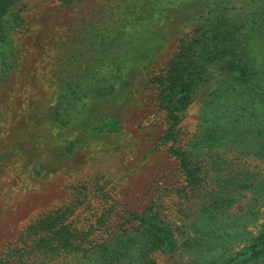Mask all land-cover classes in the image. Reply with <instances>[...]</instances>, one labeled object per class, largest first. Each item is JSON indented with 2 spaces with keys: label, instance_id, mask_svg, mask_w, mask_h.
Wrapping results in <instances>:
<instances>
[{
  "label": "rangeland",
  "instance_id": "1",
  "mask_svg": "<svg viewBox=\"0 0 264 264\" xmlns=\"http://www.w3.org/2000/svg\"><path fill=\"white\" fill-rule=\"evenodd\" d=\"M0 264H264V0H0Z\"/></svg>",
  "mask_w": 264,
  "mask_h": 264
}]
</instances>
